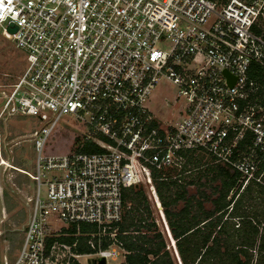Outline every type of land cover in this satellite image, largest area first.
I'll use <instances>...</instances> for the list:
<instances>
[{"label":"built area","instance_id":"obj_1","mask_svg":"<svg viewBox=\"0 0 264 264\" xmlns=\"http://www.w3.org/2000/svg\"><path fill=\"white\" fill-rule=\"evenodd\" d=\"M0 34L24 61L0 84V119L39 123L23 239L3 264L116 258L121 245L102 248V238L121 219L123 190L139 185L169 235L154 179L187 174L188 156L200 151L239 173L231 193L264 188V86L248 77L251 64L264 67V0H0ZM162 80L177 89L175 122L158 120L146 104ZM69 115L99 150L42 156ZM81 224L96 230L80 242ZM257 227L264 233V221ZM81 244L92 251L79 253Z\"/></svg>","mask_w":264,"mask_h":264},{"label":"trees","instance_id":"obj_2","mask_svg":"<svg viewBox=\"0 0 264 264\" xmlns=\"http://www.w3.org/2000/svg\"><path fill=\"white\" fill-rule=\"evenodd\" d=\"M248 77L264 86V67L251 64ZM78 150L97 152L99 148L87 143ZM205 156L211 159L206 153ZM203 158L204 155L188 156L183 168V172L189 171L186 177L154 179L175 240L178 260L181 264H264V233L259 234L257 227L264 221V188L249 184L242 192L236 190L230 195L239 173L222 165L201 170ZM191 166L198 169L194 176ZM214 182L217 184L212 186ZM189 186H196L195 194L188 195ZM205 187L211 191L206 193L201 189ZM179 201H182V207L173 209ZM205 203H209V207H205ZM151 213L146 193L140 185L125 188L121 219L110 225V229L115 230L114 237H110L112 231L108 230L102 238V248L111 246L113 240L119 243L124 251V260L120 264H177ZM95 230V225L81 224L78 239L80 242L86 240V234ZM67 231L75 234L76 226H69ZM74 239L71 236L62 240L72 243ZM77 251L90 253L92 250L81 244Z\"/></svg>","mask_w":264,"mask_h":264},{"label":"rangeland","instance_id":"obj_3","mask_svg":"<svg viewBox=\"0 0 264 264\" xmlns=\"http://www.w3.org/2000/svg\"><path fill=\"white\" fill-rule=\"evenodd\" d=\"M159 46L163 49L167 48L165 44ZM23 67L24 61L20 51L14 47L10 37H4L0 34V84L11 83L22 72ZM176 96V87L171 82L162 80L152 89L146 104L158 120L175 122L181 116L179 112L180 102L176 100ZM38 125L37 120L28 116H5L0 119V161L4 160L6 162L3 165L0 164V264H3L4 257L7 258L8 262L14 260L23 239V230L30 207L29 199L35 187V184L26 174L35 173L36 154L33 149L31 132ZM86 134L83 124L73 115L64 116L47 138L41 155L44 157L68 155L74 151H79L80 146L85 147L87 145L83 140ZM196 155L198 157L204 155L201 170L216 165L205 156V152L200 151ZM192 171L194 176L198 169L192 167ZM173 176V173L168 174V179H177ZM183 176L186 177L185 174L181 177ZM203 181L200 182L203 183ZM216 184L217 182H214L212 186ZM140 186L145 191V188L142 185ZM201 189H205L206 193L211 191L208 187ZM187 191L188 195L195 194L196 186H189ZM44 192L45 188L42 187V196H44ZM148 202L152 212L151 218L175 258L170 240L163 229L159 216L149 199ZM181 207L182 201H179L173 209L177 210ZM205 207H209V203H205ZM66 227L65 229L69 228ZM110 228L111 226L106 231L110 230L114 233L115 230ZM123 256L124 252L119 251V255L116 258L108 259L106 264H120L124 259ZM88 260L89 258L86 256L78 258L79 264H88Z\"/></svg>","mask_w":264,"mask_h":264},{"label":"water","instance_id":"obj_4","mask_svg":"<svg viewBox=\"0 0 264 264\" xmlns=\"http://www.w3.org/2000/svg\"><path fill=\"white\" fill-rule=\"evenodd\" d=\"M235 81V78H231L230 79V84H233V82ZM175 258L179 264V260L176 256V253H175ZM88 264H106V260L104 258H99V259H89L88 260Z\"/></svg>","mask_w":264,"mask_h":264},{"label":"crops","instance_id":"obj_5","mask_svg":"<svg viewBox=\"0 0 264 264\" xmlns=\"http://www.w3.org/2000/svg\"><path fill=\"white\" fill-rule=\"evenodd\" d=\"M167 221V220H166ZM167 227H168V223H167ZM168 233H169V235L167 234V232H166V234H167V236H168V238H169V240H170V245H171V247H172V249H173V251H174V254L176 253V255H177V252H176V250H175V247H174V243H173V238H172V236H171V233H170V229H169V227H168ZM124 258V257H123ZM124 260V259H123ZM123 260L121 261V263L123 262Z\"/></svg>","mask_w":264,"mask_h":264},{"label":"bare ground","instance_id":"obj_6","mask_svg":"<svg viewBox=\"0 0 264 264\" xmlns=\"http://www.w3.org/2000/svg\"><path fill=\"white\" fill-rule=\"evenodd\" d=\"M5 163H6V162H4V160H1V161H0V164H1V165L5 164ZM176 256H177V258H178V255H176ZM178 259H179V258H178ZM179 264H181V263H180V260H179Z\"/></svg>","mask_w":264,"mask_h":264},{"label":"flooded vegetation","instance_id":"obj_7","mask_svg":"<svg viewBox=\"0 0 264 264\" xmlns=\"http://www.w3.org/2000/svg\"><path fill=\"white\" fill-rule=\"evenodd\" d=\"M173 241H174V244H175V240L173 239Z\"/></svg>","mask_w":264,"mask_h":264}]
</instances>
